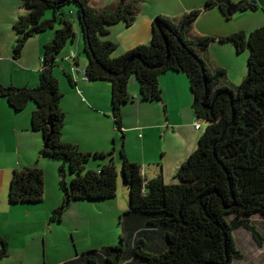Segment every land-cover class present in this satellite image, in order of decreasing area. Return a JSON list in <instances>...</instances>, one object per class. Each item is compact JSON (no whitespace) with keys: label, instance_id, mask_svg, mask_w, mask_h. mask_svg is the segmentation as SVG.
<instances>
[{"label":"trees","instance_id":"1","mask_svg":"<svg viewBox=\"0 0 264 264\" xmlns=\"http://www.w3.org/2000/svg\"><path fill=\"white\" fill-rule=\"evenodd\" d=\"M26 13L14 23L19 38L13 46L19 59L36 35L56 29L54 39L44 46L41 82L36 87L4 85L0 79V99L16 111L30 102L32 130L41 132V154L61 162L62 205L53 211V220H62L76 201L114 198L118 192L119 170L111 152H85L63 139L66 112L54 68L63 49L74 42V12L84 33L89 81L112 85V117L123 128V107L134 100L130 81L137 78L141 99L162 100L160 76L184 72L190 79L192 107L207 128L197 149L180 167L175 182L160 174L147 179L141 166L120 151L121 174L130 190V206L122 217L119 244L91 249L62 264H233L243 260L235 231L245 228L260 244L263 237L249 217H264V26L220 37L233 42L240 53L250 50L248 73L236 87L228 88L221 77L224 67L213 71L198 52H207L215 37L193 38V25L201 14L196 9L178 21L158 16L150 43L141 44L114 56L119 44L108 38L113 25H131L138 14L135 2L118 0L115 7L98 9L92 0H18ZM212 3H207V6ZM223 10L226 5L221 4ZM254 1H244L242 9L258 10ZM51 14L49 17L48 15ZM74 84L73 75L66 73ZM105 159L99 169L87 167L90 159ZM68 179V180H67ZM44 170L23 167L14 171L9 198L13 204L44 201ZM2 253L7 241L2 240Z\"/></svg>","mask_w":264,"mask_h":264},{"label":"crops","instance_id":"2","mask_svg":"<svg viewBox=\"0 0 264 264\" xmlns=\"http://www.w3.org/2000/svg\"><path fill=\"white\" fill-rule=\"evenodd\" d=\"M97 0L92 4L98 9L115 7L97 6ZM136 3L138 14L136 20L127 25L125 22L113 25L110 28L109 39L115 40L119 47L114 56H119L141 44L150 43L154 31V21L163 16L178 21L185 14L199 9L201 14L193 25L191 36L215 37L211 50L198 52L218 67H227L212 47L220 41V37L234 32H251L264 26V0L254 1L258 5L257 11L239 9L228 15L217 0H131ZM234 3L246 0H231ZM207 3H212L207 6ZM225 5V4H224ZM26 13L19 11V16ZM49 17L51 14L48 15ZM19 18V17H18ZM18 18H12L13 30L7 33L6 38L0 40V79L4 85L18 87H36L41 82V64L39 57L43 53L44 45L54 39V29L48 30L52 35L43 32L31 38L19 59L14 58L13 46L19 38L14 28ZM76 31V30H75ZM78 36V31H76ZM53 36V38H52ZM227 42V41H226ZM75 41L69 42L60 53L54 74L59 80L60 88L64 93L62 108L66 112V122L63 130V139L79 145L85 152H111L119 169L122 163L120 151L125 150L128 158L141 166L142 174L147 179H153L162 174L167 183L175 182L180 167L197 149L199 138L205 130H197V116L192 107L194 97L189 91L186 73L169 71L160 76L162 100L157 102L141 99V90L138 80L133 77L130 81V93L134 100L123 107V128L120 130L109 116L112 110V85L108 81L83 80L82 75L74 76L73 71L86 68L88 57L80 54L79 45ZM8 47V49H5ZM31 49L36 50L34 56L29 55ZM83 57V58H82ZM205 61V59H203ZM205 64L208 66L207 62ZM209 67V66H208ZM229 71L230 83L247 76L245 63H242L237 73ZM73 75L74 84L70 82L66 73ZM9 73V78L4 75ZM188 78V77H187ZM229 78V77H228ZM241 81V82H242ZM110 103V104H109ZM36 108L34 102L21 112H16L4 98L0 99V264H45L47 262L45 238L42 245L39 237L29 238V232H39V226L45 216V208L56 209L58 205L50 200L48 205L38 207L37 204H13L9 198L14 171L23 167H39L45 170L46 165L58 160L50 159L41 154L44 147L42 133L32 130L31 118ZM114 119V118H113ZM202 128V127H201ZM206 129V128H205ZM105 159H93L88 162L90 169H99ZM119 186V184H118ZM48 192V191H47ZM46 193V181H45ZM51 210V211H52ZM30 225L34 228L29 229ZM51 231H54L52 228ZM20 238L15 244L13 238ZM2 240L7 241V253L3 254ZM107 246V245H105ZM103 246V247H105ZM99 248L97 246H94ZM89 251V250H87ZM81 252L82 254L87 252ZM76 247L71 251L64 250L57 264L80 256Z\"/></svg>","mask_w":264,"mask_h":264},{"label":"rangeland","instance_id":"3","mask_svg":"<svg viewBox=\"0 0 264 264\" xmlns=\"http://www.w3.org/2000/svg\"><path fill=\"white\" fill-rule=\"evenodd\" d=\"M97 6H112L118 2V0H97ZM66 12L72 10L74 12L73 16L75 30L78 31V36L75 39V47L79 45L81 56L86 57L85 53V40L84 33L77 18V7L75 5L68 6ZM19 11L25 12V9L22 7V3L18 0H0V40H4L7 36L8 30L11 32L13 30V25H11L12 18L19 17ZM8 29V30H7ZM57 30L54 29L55 32ZM77 33V32H76ZM55 34V33H54ZM52 35L51 31L43 34ZM77 35V34H76ZM55 36V35H54ZM53 38V36H52ZM45 46V45H44ZM8 49V47H5ZM211 50V47H210ZM212 51H215L220 57V60H223L224 64L231 70L232 74L238 72L239 67L242 63H245L246 71L248 73V57L250 55V50L246 49L245 51L238 52L236 46L233 42H220L212 47ZM24 52V51H23ZM37 53V49H31L29 51L30 56H34ZM43 53H41L39 63L43 66ZM82 57V58H83ZM202 59H205L209 68L215 73V69L212 66V63L207 60L204 56ZM227 67L226 70H227ZM246 73V74H247ZM186 79L190 87V79L187 74H185ZM6 78H9V73L4 75ZM229 71L227 76L221 77L222 83L228 88H235L236 86L233 83H230ZM188 77V78H187ZM229 77V78H228ZM235 77V76H234ZM137 79V78H136ZM235 83L239 85L241 81L239 79ZM193 95V94H192ZM111 101V99H110ZM110 104V103H109ZM109 116L112 121V110L110 108ZM202 125V131L206 130L207 122L199 121ZM196 124V123H195ZM41 133V132H40ZM42 135V134H41ZM44 140V138H43ZM51 166L46 165L45 170V181H46V201L38 207H43L48 205L50 200L58 207L62 205L63 202V192L60 189V166L57 165V162H52ZM61 163V162H60ZM122 163L119 165V178H118V192L116 197L110 199H104L99 201H76L72 206L66 210L63 215L62 220H53V211L55 209L45 208V216L41 224L43 227L39 226V232L33 231L29 232V238L39 237V244L42 245V238H45V253L47 257V262L45 264H57L60 255L63 254L64 250L71 251L72 248L75 250L76 247L81 252L94 249L97 246L103 248L107 245H116L121 241L123 234L122 230V217L124 212L130 206V190L128 186L124 183L121 174ZM68 180V179H67ZM48 191V192H47ZM44 197V198H45ZM56 207V208H58ZM52 210V211H51ZM249 220L254 224L259 232L261 233L263 240L260 244L251 231L240 228L235 231V239L237 241L238 248L244 254L243 260H236L233 264H264V217L257 214L249 217ZM34 227L30 225L29 229L32 230ZM54 231H51V229ZM20 238L15 236L13 238V243L15 244Z\"/></svg>","mask_w":264,"mask_h":264},{"label":"water","instance_id":"4","mask_svg":"<svg viewBox=\"0 0 264 264\" xmlns=\"http://www.w3.org/2000/svg\"><path fill=\"white\" fill-rule=\"evenodd\" d=\"M218 3L220 4H225L227 5V13L228 15H232V13L238 11L239 9L242 8L243 1L234 3L231 0H217ZM48 144V141L44 144L45 146Z\"/></svg>","mask_w":264,"mask_h":264},{"label":"built area","instance_id":"5","mask_svg":"<svg viewBox=\"0 0 264 264\" xmlns=\"http://www.w3.org/2000/svg\"><path fill=\"white\" fill-rule=\"evenodd\" d=\"M42 62H43V59H42ZM73 74H74V76H77V75L81 74L83 80H88V77L86 75V68L79 69L78 72L76 70H74ZM195 127H196L197 130H200L202 125L199 122H197Z\"/></svg>","mask_w":264,"mask_h":264}]
</instances>
